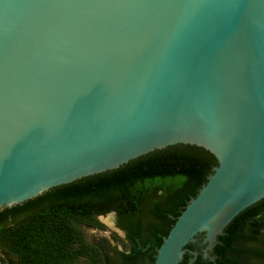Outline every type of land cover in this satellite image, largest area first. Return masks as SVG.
Instances as JSON below:
<instances>
[{
    "label": "water",
    "instance_id": "95a60500",
    "mask_svg": "<svg viewBox=\"0 0 264 264\" xmlns=\"http://www.w3.org/2000/svg\"><path fill=\"white\" fill-rule=\"evenodd\" d=\"M174 145L217 165L153 264L214 262L264 199V0H0V211Z\"/></svg>",
    "mask_w": 264,
    "mask_h": 264
},
{
    "label": "trees",
    "instance_id": "16d2710c",
    "mask_svg": "<svg viewBox=\"0 0 264 264\" xmlns=\"http://www.w3.org/2000/svg\"><path fill=\"white\" fill-rule=\"evenodd\" d=\"M216 165L202 148L174 145L4 209L0 249L8 259L0 262L73 264L86 257L92 264H153L175 219ZM109 213L124 233L125 251L105 240L89 244L78 227ZM200 239L186 247L197 252L194 261L186 252L179 264H264V199L237 215L217 237L210 252L214 262L202 257Z\"/></svg>",
    "mask_w": 264,
    "mask_h": 264
},
{
    "label": "rangeland",
    "instance_id": "374dc122",
    "mask_svg": "<svg viewBox=\"0 0 264 264\" xmlns=\"http://www.w3.org/2000/svg\"><path fill=\"white\" fill-rule=\"evenodd\" d=\"M78 227L91 245H99L105 240L111 247L117 248L118 251L126 250L125 236L117 227L115 215L98 216L93 222L81 221L78 223ZM0 258L8 259L6 253L1 249ZM13 260L17 261L14 257ZM73 264H92V262L86 257H81Z\"/></svg>",
    "mask_w": 264,
    "mask_h": 264
}]
</instances>
